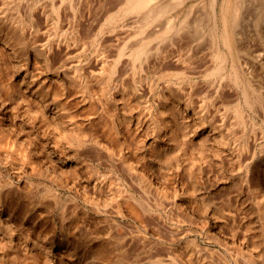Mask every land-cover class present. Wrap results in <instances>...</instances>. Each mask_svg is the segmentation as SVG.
<instances>
[{
    "label": "rangeland",
    "instance_id": "374dc122",
    "mask_svg": "<svg viewBox=\"0 0 264 264\" xmlns=\"http://www.w3.org/2000/svg\"><path fill=\"white\" fill-rule=\"evenodd\" d=\"M127 1L0 0V264H264V0Z\"/></svg>",
    "mask_w": 264,
    "mask_h": 264
},
{
    "label": "bare ground",
    "instance_id": "6f19581e",
    "mask_svg": "<svg viewBox=\"0 0 264 264\" xmlns=\"http://www.w3.org/2000/svg\"><path fill=\"white\" fill-rule=\"evenodd\" d=\"M129 2H130V8H128V6H126V10H127V12H129V9L131 10H136L137 9V11H140L139 9H142V8H144V7H142L144 4H146V3H148V2H150V0H128ZM127 1V2H128ZM124 3H126V1L124 2ZM151 4V3H150ZM149 5V4H148ZM145 6V5H144ZM147 7V6H146ZM133 12V11H132ZM157 15V14H156ZM225 17V16H224ZM223 17V18H224ZM225 34V33H224ZM227 35V34H226ZM225 35V36H226ZM221 38V37H220ZM223 41V40H222ZM226 41V40H225ZM225 44V43H224ZM226 45V44H225ZM139 48V47H138ZM140 48H141V46H140ZM142 49V48H141ZM140 49V50H141ZM137 50V49H136ZM136 50H134L135 52H137V51H139V49L136 51ZM144 51H145V49H144ZM141 52H143V50H141ZM138 54L140 53V52H137ZM144 53V52H143ZM143 53H142V55H143ZM134 54V53H133ZM218 54V53H217ZM220 55H222L221 56V58H223V54H220ZM140 56V55H139ZM138 56V57H139ZM218 58H220V57H217V59ZM236 114H237V112H235ZM238 117V116H237ZM263 196V195H262Z\"/></svg>",
    "mask_w": 264,
    "mask_h": 264
}]
</instances>
